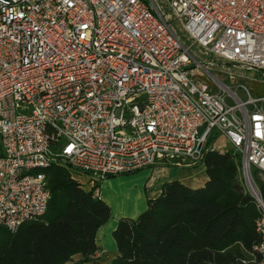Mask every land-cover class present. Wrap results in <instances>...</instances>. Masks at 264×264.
Here are the masks:
<instances>
[{
	"label": "built area",
	"instance_id": "built-area-1",
	"mask_svg": "<svg viewBox=\"0 0 264 264\" xmlns=\"http://www.w3.org/2000/svg\"><path fill=\"white\" fill-rule=\"evenodd\" d=\"M244 71L264 80V0H0V227L44 216V169L99 197L111 177L200 166L219 136L264 256V95Z\"/></svg>",
	"mask_w": 264,
	"mask_h": 264
},
{
	"label": "trees",
	"instance_id": "trees-1",
	"mask_svg": "<svg viewBox=\"0 0 264 264\" xmlns=\"http://www.w3.org/2000/svg\"><path fill=\"white\" fill-rule=\"evenodd\" d=\"M200 166L207 177L202 187L166 182L136 219L118 221L112 234L118 255L110 264H264L257 251L260 212L240 180L239 154L209 152ZM42 172L47 211L15 232L0 227V264H68L75 255L82 260L73 264H81L100 251L96 233L110 207L67 169Z\"/></svg>",
	"mask_w": 264,
	"mask_h": 264
},
{
	"label": "crops",
	"instance_id": "crops-1",
	"mask_svg": "<svg viewBox=\"0 0 264 264\" xmlns=\"http://www.w3.org/2000/svg\"><path fill=\"white\" fill-rule=\"evenodd\" d=\"M206 180L203 166L175 169L163 168L161 165L105 180L99 188V197L110 207V219L96 233L95 244L100 254L81 264H110L118 255L112 236L118 221L122 218L136 219L147 209V201L159 195L162 184L178 181L187 187L199 188ZM80 260L82 257L75 255L68 264Z\"/></svg>",
	"mask_w": 264,
	"mask_h": 264
},
{
	"label": "rangeland",
	"instance_id": "rangeland-1",
	"mask_svg": "<svg viewBox=\"0 0 264 264\" xmlns=\"http://www.w3.org/2000/svg\"><path fill=\"white\" fill-rule=\"evenodd\" d=\"M242 75L244 79L241 82H243L249 88L252 95L254 96L264 95V80H262L260 72L244 71L242 72ZM238 95L240 96V98L242 99L244 98L243 94L240 91H238ZM213 145L215 146L216 149H223L227 151L231 150L230 145L225 141L223 137L217 136V138L214 140ZM80 177H81L80 181L82 183V188L84 189L87 188V186L85 185L86 177L83 175H81ZM111 178H115V177H111Z\"/></svg>",
	"mask_w": 264,
	"mask_h": 264
}]
</instances>
